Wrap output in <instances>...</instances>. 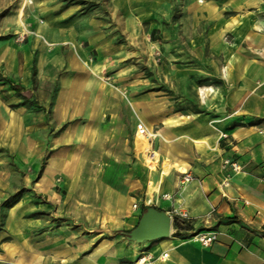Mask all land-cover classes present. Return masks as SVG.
Masks as SVG:
<instances>
[{
	"label": "crops",
	"instance_id": "1",
	"mask_svg": "<svg viewBox=\"0 0 264 264\" xmlns=\"http://www.w3.org/2000/svg\"><path fill=\"white\" fill-rule=\"evenodd\" d=\"M113 1L121 17L131 22L125 20V33L135 38L143 33L144 17H150V29H160L159 19L170 15L160 8L163 0ZM183 4L181 18L168 26L172 32L165 39L163 67H154V74L176 94L192 93L197 108L176 107L168 95L140 85L127 90L129 123L111 110L116 92L97 77L98 62L88 59L89 49L103 50L100 45L111 40L97 30L98 20L71 5L39 23L43 37L54 44L49 66L55 71L65 67L50 123L65 125L51 135L55 149L36 191L47 201L40 208H54V213L67 193L72 201L59 212L70 211L72 220L32 218L28 208L22 214L8 212L0 227V264H129L139 257L145 258L141 264H264V0ZM179 32L180 40L175 38ZM24 44L0 40V64L9 76L27 82L29 51L47 47ZM20 49L28 50L23 51L21 72ZM138 122L156 135L137 133ZM105 130L109 142L120 141L124 156L110 157L103 173L93 169L87 174L84 147L104 145ZM128 135L134 143L126 150ZM147 150L157 154L153 166L147 165ZM226 156L237 160L240 169H224ZM116 167L120 179L112 185L106 174ZM227 172L228 184L218 186ZM83 178L89 181L86 198L80 196ZM149 205L169 214L171 227L186 214L196 232L216 231V239L202 245L193 237L196 232L175 234L173 228L167 236L143 241L119 232L134 227L143 206Z\"/></svg>",
	"mask_w": 264,
	"mask_h": 264
},
{
	"label": "rangeland",
	"instance_id": "2",
	"mask_svg": "<svg viewBox=\"0 0 264 264\" xmlns=\"http://www.w3.org/2000/svg\"><path fill=\"white\" fill-rule=\"evenodd\" d=\"M197 1L203 2V0ZM183 3L184 0L161 1V10L170 12L169 16L166 13V17L159 19L161 28L150 29L152 21L150 17H144L141 21L143 33L137 34L135 38V34L125 33V20L127 25H131V22L121 17L113 0H0V40L10 38L18 46L25 43L36 45L35 47L41 42L47 47L46 50L35 48L29 51L31 68L27 82L12 78L0 64V227L8 212H14L15 215L22 214L27 208L30 209L28 215L32 218L66 220L68 224L70 223L68 220H72L70 211L64 208L62 214L59 212L62 206L67 207L72 201L70 197L66 198L67 193H62L64 200L60 201V210L54 213L56 211L54 208H51L52 210L40 208L47 201L36 191V182L45 161L55 149L51 143V135L65 125L64 123L54 127L50 124L53 102L60 80L65 74V67L55 71L49 66V61H52L55 55L54 44L51 43L53 41L50 37L47 39L49 43L43 37L38 28L39 23H43L45 17H53L60 10L71 5H77L78 12L91 13L90 19L98 20L101 26L97 30L105 32L111 40L105 41V44L101 43L103 45L100 46H104L103 50L89 49L88 59L91 62L93 60L98 62L95 68L97 77L108 85L111 91L116 92L109 105L111 110L119 112L123 120L129 123L126 114V109L130 106L127 90H133L140 85L143 90L157 89L159 94L168 95L171 104L176 107L192 110L197 108L192 93L176 94L171 87L157 80L154 74V67L159 69L163 67L168 45L165 39L171 38L170 32H172L168 26H174V22L181 18ZM63 21L66 22L67 19L64 18ZM180 23L179 27L182 26V22ZM100 35L102 37L101 33ZM182 37L181 32L175 36L178 40ZM224 38L229 40L228 35ZM80 42L85 48L89 47L87 40L81 39ZM153 44L156 45L153 46L155 50L152 48ZM23 51L28 52V50H16L20 72ZM41 53L44 54L43 57ZM41 61L42 64L39 63ZM9 81L21 85L19 93L10 87ZM197 84L204 83L197 81ZM111 124L112 127H118L117 122ZM107 131H104V145L84 147L86 161L82 166L87 174L93 169L103 173L105 162L110 157L124 156V148L120 146V141L115 139L109 142ZM135 131L137 132L136 126ZM126 139H128V146L125 148L127 150L132 147L134 140L129 135ZM111 162L118 163L113 159ZM119 171L118 167L111 170L109 175L106 174V180L113 183L112 185L118 183ZM102 180L103 178H98V184L103 185ZM88 184L87 178H83L80 182V187L83 188L80 193L82 198L88 196L86 189ZM176 220L178 225L171 227L175 234L194 233L198 230V228L193 229L187 216L178 217Z\"/></svg>",
	"mask_w": 264,
	"mask_h": 264
},
{
	"label": "water",
	"instance_id": "3",
	"mask_svg": "<svg viewBox=\"0 0 264 264\" xmlns=\"http://www.w3.org/2000/svg\"><path fill=\"white\" fill-rule=\"evenodd\" d=\"M172 218L164 210L152 205L141 212L138 221L127 236L136 241L151 240L167 236L171 230Z\"/></svg>",
	"mask_w": 264,
	"mask_h": 264
},
{
	"label": "built area",
	"instance_id": "4",
	"mask_svg": "<svg viewBox=\"0 0 264 264\" xmlns=\"http://www.w3.org/2000/svg\"><path fill=\"white\" fill-rule=\"evenodd\" d=\"M136 130L137 132H140V133H146V127L141 123V122H138L136 124ZM156 134L152 132V134L150 135H147L149 138H152L154 137ZM221 136L222 137H225L226 134L225 133H221ZM153 156H154V151L153 150H147V154H146V162H147V165L148 166H153L154 164H152V159H153ZM152 164V165H151ZM222 167L225 169V168H229L231 171H237L240 169V164L238 163L237 160L231 158L230 156H226L222 159ZM229 176L230 174L227 172L224 177L221 179V181L217 182V185L218 186H225L228 184V181H229ZM191 177L188 173H186L184 175V179L185 180H189ZM134 207H136V204L133 205ZM182 218L186 217L187 215L186 214H181ZM216 231H199V232H196L193 234V237L199 241L202 245H208L210 244L213 240L216 239ZM167 253L164 252L162 253V256H166ZM145 261V258L144 257H139L137 258V260H135L134 262L132 263H129V264H141Z\"/></svg>",
	"mask_w": 264,
	"mask_h": 264
},
{
	"label": "trees",
	"instance_id": "5",
	"mask_svg": "<svg viewBox=\"0 0 264 264\" xmlns=\"http://www.w3.org/2000/svg\"><path fill=\"white\" fill-rule=\"evenodd\" d=\"M10 82V81H9ZM10 87L12 88V89H14V90H16L18 93L20 92V90H21V85H19L18 83H13V82H10ZM146 207L147 206H143V209H142V211H144L145 209H146ZM178 225V223H177V220L176 219H174V221H173V226H177ZM128 231L129 230H125V231H119V232H123V234H128Z\"/></svg>",
	"mask_w": 264,
	"mask_h": 264
},
{
	"label": "bare ground",
	"instance_id": "6",
	"mask_svg": "<svg viewBox=\"0 0 264 264\" xmlns=\"http://www.w3.org/2000/svg\"><path fill=\"white\" fill-rule=\"evenodd\" d=\"M137 133H139V134H143L144 136H146V137H148L147 135H151L152 134V132L150 131V130H148L147 128H146V133H140V132H137ZM149 138V137H148ZM154 151V150H153ZM156 152L154 151V156H153V159H152V161L156 158ZM151 161V162H152Z\"/></svg>",
	"mask_w": 264,
	"mask_h": 264
}]
</instances>
